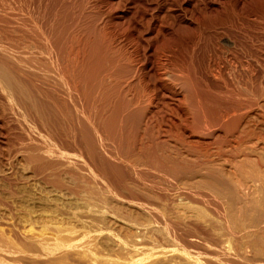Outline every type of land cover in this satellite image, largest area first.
Instances as JSON below:
<instances>
[{
    "label": "rangeland",
    "instance_id": "1",
    "mask_svg": "<svg viewBox=\"0 0 264 264\" xmlns=\"http://www.w3.org/2000/svg\"><path fill=\"white\" fill-rule=\"evenodd\" d=\"M65 3L66 7L72 5L70 11L74 9L75 35H83V39L88 33L108 35L103 34L109 39L110 51L127 65L129 62L130 68L141 69L144 59L152 61L160 56L169 68L178 65L188 69L202 115L227 118L231 113L243 114L238 129L251 133L243 146L252 151L246 161L241 155L226 157L218 149L216 132L199 133L192 128L190 107L177 96L178 88L172 82L162 81V88L152 87V72L139 70L134 75L130 70L127 74L135 78L123 77L132 81L127 92L130 95L149 82L148 124L152 135L162 139L155 155L162 156L165 163L161 165L166 170L156 165L154 178L138 182L130 178L132 161H125L126 179L116 188H102L97 172L92 174L96 181L89 180L70 166L74 163L68 165L72 157L50 155L44 159L32 155L31 162L27 156L31 148L18 143L26 122L20 123L22 119L3 109L5 100L0 95V235L11 244L18 242V247L12 245L18 248L13 254L0 247V264H210L200 256L205 235L198 227L214 216L179 195L178 190L184 186L186 191L200 189L220 199V194L204 184L203 177L216 175L228 179L235 197L255 195L251 182L240 176L237 168H248L259 159L264 164V0ZM169 43L172 48L168 50ZM142 137L140 141L148 144L147 137ZM139 163L138 167L143 166ZM163 174L170 176L167 179ZM167 225L178 226L179 234L169 231ZM39 240H49L45 242L50 250L47 245L37 246ZM54 240L61 243L55 246ZM242 244L239 251L250 257L248 262L237 260V264L259 263L262 255L252 252L256 249L249 251L245 241Z\"/></svg>",
    "mask_w": 264,
    "mask_h": 264
},
{
    "label": "bare ground",
    "instance_id": "2",
    "mask_svg": "<svg viewBox=\"0 0 264 264\" xmlns=\"http://www.w3.org/2000/svg\"><path fill=\"white\" fill-rule=\"evenodd\" d=\"M65 1L0 0V95L5 100L3 101L5 107L2 108L5 110L7 108L17 120L22 119L20 123L26 122L24 136L18 139V143L29 147L28 150L31 148V151H27L28 158L65 155L64 157L70 160L72 157V161L67 162L68 165L74 163L70 166L83 173L86 179L92 180V174L97 172L100 185L107 189L116 188V185L126 179L127 169L125 170L126 166L123 167L125 163L122 164L125 161H132L131 171L130 169L128 171L133 180L147 182L149 177L155 176L157 172L155 166L160 165L163 169L164 166L161 164L165 162L163 158L161 159L162 156L158 158L159 155L157 153L155 155V152H158L155 149L156 147L158 149L162 139L155 138L149 129L148 119L151 114L149 82L148 85L143 83L140 90L130 95L127 92L132 81L129 82L127 77L126 82L123 78L129 76L127 73L130 70L134 75L139 70H144L152 72L155 76L152 80L153 85L150 84L152 87L162 88V81H169L178 88L177 96L190 107L188 109L191 110L192 128L198 132H216L220 153L227 155L226 157L241 155L242 158L245 157L244 161L247 160L246 157L252 150L243 144L251 133L239 132L242 113V115H238L237 112L231 113L227 118L203 116L197 102L199 99L195 97L197 94L195 95L193 93L195 90H192V87L193 89L195 87L194 80L188 69L178 65L169 68L166 60L161 61L160 56H154L152 61L144 59L141 69L138 66L130 68L129 62L127 65L126 60L123 61L114 55V51H110L112 48H109V39L106 38L108 35L103 33L105 37L103 34L99 36L93 33L90 36L88 33L89 36L84 39L83 35L82 38L75 35L72 30L77 25L75 18L73 20L74 9L70 11L72 5L66 7ZM170 45L169 43L166 49H171ZM156 53L158 55V52ZM132 78L133 76L131 80ZM124 87L127 88L126 91L123 90ZM142 136L147 137L148 144L140 141L143 139ZM139 162H142L143 166L138 167ZM166 164L168 165V162ZM237 169L240 176L251 182L255 189L254 196L249 197L243 193L245 196L235 197L228 179L227 182L223 177L216 178V175L215 177L204 175L206 177H203L205 178L203 180L206 188L220 194V199L218 196L215 198L214 195L209 196L210 193L200 192V189L199 192L186 191L184 186L178 190L179 195H183L186 200L201 206L214 216V219L211 217L208 222L205 221L206 223L198 227L201 235H205L202 237L204 240L202 245H198L201 250L200 256L202 255V260L210 264H237L240 260L248 262L249 254L239 251L244 241L246 242L244 245L250 247V250H247L256 249L252 252L258 251L262 255L256 264H264V164L259 159L248 168L242 165ZM160 173L157 175L160 176ZM164 176L168 179L170 175ZM169 226V231L179 234L178 226ZM45 241L47 240L36 241L37 246L39 244L46 246L49 240L47 243ZM54 241H52L54 245L61 243ZM9 242L0 235V247L4 251L7 250V253L13 251L16 253L18 248L15 250L14 246L18 247L15 245L18 242H13L14 244ZM47 247L50 250L48 245ZM4 251L2 250V253Z\"/></svg>",
    "mask_w": 264,
    "mask_h": 264
}]
</instances>
